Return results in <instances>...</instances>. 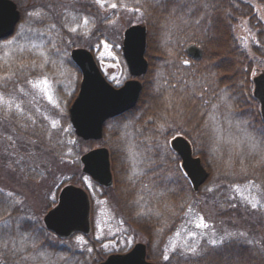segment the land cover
<instances>
[{
    "label": "trees",
    "instance_id": "16d2710c",
    "mask_svg": "<svg viewBox=\"0 0 264 264\" xmlns=\"http://www.w3.org/2000/svg\"><path fill=\"white\" fill-rule=\"evenodd\" d=\"M16 1L24 16L25 0ZM259 1L264 14V0ZM114 4L117 7L108 8L97 0H41L38 6L48 11L50 21L62 27L63 31L66 13H81L94 20L90 35L88 33L79 38L72 33L69 34V37L72 36L66 44H71L67 49L74 46L93 48L95 39L110 33L111 25L108 18L111 14L121 17L129 9L133 15H139L137 20L130 22L136 21L147 25L146 56L149 60V70L143 76L144 88L141 99L131 112H137L143 107L153 112L160 110L175 114V111H183L181 117L175 114L180 121L179 127L194 123L195 143L204 142L205 137L201 128L203 118L209 114L215 103L228 95L227 100L233 105L234 112L250 120L254 128L264 133L259 102L253 94L252 73L260 65L264 70V22L260 20L252 2L248 0H115ZM243 22H246L250 30L255 33L256 39L253 38L254 35L243 32ZM246 41L249 42L248 45L245 44ZM193 43L201 48L199 58L191 57L187 53L186 46ZM10 66H13L17 72L7 84L0 82V88L5 90L13 89V85L21 86L27 81L26 78L25 80L22 78L24 73L27 75L24 65L17 63ZM30 76L33 75L29 73L27 77ZM163 95L166 98L161 99ZM175 115L174 118H170L175 119ZM63 116L68 126L67 136L70 140L67 142L57 141L52 137L53 134L49 136L44 133L45 130L49 131L46 129L48 124L45 120L41 124V116L40 123L35 125L24 115L19 116L17 113L8 115L0 112V137H6V132H10L19 139V142L14 143L0 142V226L5 225L4 221L7 220L8 224L5 225L7 230L17 231V227L22 231H31L32 227L48 230L40 226L36 214L30 216L31 213H35L31 203L15 200L9 197L7 192L15 196L17 193L24 195L25 188L38 192L39 185L42 189L46 186L39 180L42 172L48 173V177L52 175L54 177L56 172L53 174L52 170L55 168L66 183H77L84 175L79 154H82L92 141L84 140L75 134L68 112ZM125 122L127 121L124 120V115L109 120L102 140L103 144L112 148L111 157L114 166L119 156L124 158L128 155L125 149L120 154L118 142H115L118 129ZM176 129L169 130L166 137L176 132ZM111 130L115 133L111 134L112 138L109 140L110 135H107ZM112 139L115 140L112 142ZM16 143H18L17 148L14 146ZM145 144L149 146L146 151L147 158L158 159V164H161V159L169 152L164 146L165 142H145ZM71 146L73 154L68 153V147ZM199 149V153L205 159L203 151L206 152L208 147ZM170 151L174 154L172 150ZM256 154L253 153L248 158L243 175L240 174L239 168L230 170L232 175L226 174V176L223 173H212L210 169L209 178H213L215 181L213 185L220 190L212 189L204 192L200 190L201 188L197 191L192 187L189 189L186 176L176 168L172 171V168L168 167L166 169L159 167L156 173L152 172V176H134L131 179L124 176L123 169L119 170L120 172L116 170L115 174H118L116 183L104 189L106 195L114 199L119 207V214L126 221L131 212L128 206H135L134 202L138 203L137 193L141 196L142 204L153 198L157 206V203L162 202L167 207L168 205L178 207V215L173 216L175 221L168 229L162 226L159 215L140 216V218L134 215V219L138 221L136 228L144 233L150 246L156 241L165 243L166 240H162L171 233V229L182 227L181 223L190 220L188 219L190 214L194 220L202 217L209 228L216 227L220 232L228 231L227 235L223 236L222 243L213 245L209 242L198 255H193L184 261L179 256L177 264H264V160L257 158ZM240 188L242 192L238 190ZM257 197L258 207L252 208L249 200ZM197 224L194 225L197 227ZM55 237L59 241L65 239L58 235ZM39 244L49 245L48 238L46 237V242L40 239ZM50 247L59 252L58 249H53L52 245ZM37 248L36 250L39 251ZM96 254L94 262L105 257L101 252ZM20 259L19 263L25 264V259L21 256ZM154 261L161 263L156 258Z\"/></svg>",
    "mask_w": 264,
    "mask_h": 264
},
{
    "label": "rangeland",
    "instance_id": "374dc122",
    "mask_svg": "<svg viewBox=\"0 0 264 264\" xmlns=\"http://www.w3.org/2000/svg\"><path fill=\"white\" fill-rule=\"evenodd\" d=\"M39 1L41 0H25L23 9L25 14L21 16L16 24L14 32L0 39V82L7 84L9 79H12L11 77L16 75L17 71L10 65H16L17 63L26 67L27 75L29 73L33 75L27 77L24 73L22 78L24 80L26 78L27 81L21 84V86L13 85V89L6 90L0 88V93H3L4 98L11 102V108L6 104L0 103V112L8 113V115L10 113H17L19 116L24 115L29 120H32L35 125L40 123L39 117L41 116V124L43 120L48 124L46 129L49 131L45 130L44 133L49 134V136L53 134L52 137H55L57 141L65 140L67 142L70 139L67 136L68 126H66V120L63 115L68 112V108L78 92L81 71L70 57L71 48L67 49L71 43H66L72 35L79 38L88 33L90 35L94 20L85 14L66 13L64 15L66 22L63 31L62 27L50 21L49 12L47 11V13L43 10L44 8L38 6ZM248 1L254 4L260 20L264 22V14L260 1ZM114 2L115 0H102L100 4L111 8L110 6ZM35 12H40L41 15L36 16L33 14ZM138 16L133 15L129 9L121 17L111 14L108 18L109 25H111L109 28L110 33L103 37H98L94 41L92 49L95 57L102 66L106 76L115 84L122 83L129 76L128 68L125 65L121 51V43L124 29L131 24V20H137ZM84 18H87L89 21L87 26L84 25ZM78 25L79 27H77ZM74 27L77 28L76 31L71 30ZM243 32H248L247 35H254L253 38L256 39L255 33L250 30L246 22H243ZM70 33L72 35L69 37ZM66 36L68 37L66 38ZM9 41H11V44H9ZM248 43L246 41L245 44L248 45ZM41 64H43L42 68L40 67ZM261 66L256 69L257 71H252L253 76L264 71ZM44 77H47L51 83L53 97L56 102L55 105L49 102L47 96L40 88L32 86V83ZM158 80H160V77ZM29 81L32 83H29ZM21 88L24 91H20ZM227 99H229L228 95L224 96L217 104L215 103L209 114H206L203 118L201 128H203L206 142H198L195 145L197 153L200 150L199 148L208 147L206 152L203 151L205 158L203 162L209 171L212 170V173H223L225 176L226 174L232 175V172L229 171H233V169L239 168V171H242L248 158L253 153H257L256 155L260 157V160H264V136L260 129L257 128L258 130H256L250 120L234 112L233 105ZM16 105H19V108ZM182 112L180 110L175 111V114L181 117L180 114ZM132 120L130 119V121L125 122L117 133L119 153L121 154L124 149L127 152V147L130 148L128 150V159L125 163L124 160H120L119 156L115 163L118 170L124 164L126 168L127 165L134 166V168L131 167L130 169V176H134L138 172L140 174L137 166H139V160H143V149L141 146L145 144L141 138L143 132ZM53 121L57 122L55 127H53ZM113 132V130L109 131L107 135H110L109 140L112 138L111 134ZM0 142L14 143L19 142V139L15 135L10 134V132H6V137H0ZM157 142H165V148H169L170 144L168 141L160 139ZM128 144H131V146H128ZM97 145H101V143L92 142L84 150ZM14 146L17 148L18 143L14 144ZM72 149V146L68 147L69 154L74 153ZM80 155L81 153L79 154V159ZM171 159H176V157L171 156ZM52 172L53 174L56 172L54 177H52L53 175L48 177V173L42 172L39 178L43 184H46L44 189L39 185L38 188L40 189H38V192L31 188H25L23 192L26 195L17 193L16 196H11L15 200H20L27 204L31 203V208L35 213H31L30 216L36 214V220L44 228V215L57 202L59 191L66 184L58 169L55 168ZM85 177H87V180L84 179ZM127 178L129 177L127 176ZM186 183L190 189L188 181ZM214 183L215 181L210 177L201 186L200 190L204 192L212 189L220 190V188L213 185ZM52 184L54 185L52 186ZM77 184L83 185L91 197L92 232L88 235L83 232H77L70 238L59 241L55 237V233L48 231L49 229L41 230L40 227H32L30 228L31 231H22L20 227H17V231L16 229L10 231L7 230L5 225L0 226V264H20V256L25 259V264H96L100 261L94 262V255H97L96 253L101 252L106 257L113 252H124L138 241L148 243L144 233L138 230L135 224L132 227L119 215V207L116 206L117 204H115L114 199L108 197L105 189L89 175L84 174ZM140 198L141 196L137 193L136 201L139 204L135 203V206L139 209L142 217L150 213H153V216L155 214L159 215L162 226L166 229L175 221L173 216L177 217L179 212L177 206L168 205L169 207H167L162 202L157 203V206L153 198L149 202L142 204ZM256 200H259L258 197ZM188 219L190 220L181 223L180 226L182 227L171 229V233L162 240H166L165 243L156 241L151 246L149 243L147 244L148 257L151 260L154 261L156 258L160 260V264H177L179 256H181L179 258L183 261L193 256V254L186 250L188 247H197L199 253L204 245L207 246L212 240L221 241L223 236L227 235V230L220 232L216 227H196L194 224L199 223L200 219H192L191 214ZM177 233H179V236H177ZM191 233H195V236L191 235ZM46 237L48 238L49 245L43 246L39 244L40 239L46 242ZM78 237H82L83 240H78ZM174 242L176 245L175 250L172 247ZM50 244L54 247L53 249H58L59 252L52 250ZM1 247H4L5 250ZM37 247L39 251L36 250ZM10 256L16 257V259L10 258ZM165 256H168L169 259L165 260Z\"/></svg>",
    "mask_w": 264,
    "mask_h": 264
},
{
    "label": "water",
    "instance_id": "95a60500",
    "mask_svg": "<svg viewBox=\"0 0 264 264\" xmlns=\"http://www.w3.org/2000/svg\"><path fill=\"white\" fill-rule=\"evenodd\" d=\"M21 18V11L15 0H0V39L11 35ZM147 26L133 23L125 28L122 52L130 74L133 76L116 86L102 73L93 52L86 47H74L71 58L81 70L79 90L68 108L69 118L76 134L84 139H100L104 123L134 107L139 99L142 81L137 77L147 72L148 60ZM187 50L199 54L200 48L190 44ZM254 95L260 102L264 120V71L253 78ZM182 159V167L190 178L194 189H198L208 178L209 171L199 155L193 154L191 142L177 135L171 141ZM83 171L105 186L113 184L110 150L102 145L94 147L81 156ZM91 203L87 190L79 184L67 183L59 191L57 203L44 215L47 228L62 237L76 231L91 232ZM97 264H157L147 258V244L139 241L125 252L110 253Z\"/></svg>",
    "mask_w": 264,
    "mask_h": 264
},
{
    "label": "flooded vegetation",
    "instance_id": "af4514ba",
    "mask_svg": "<svg viewBox=\"0 0 264 264\" xmlns=\"http://www.w3.org/2000/svg\"><path fill=\"white\" fill-rule=\"evenodd\" d=\"M125 61V60H124ZM125 65H126V63H125ZM101 66V65H100ZM127 66V65H126ZM102 67V66H101ZM148 70H149V60H148ZM148 70H147V72L146 73H144L143 75H141L140 77H138L141 81H142V89H141V92H140V96H139V99H138V101H137V103H136V105L134 106V107H132V108H130V109H128L127 111H125V112H123V113H121V114H119V115H117V116H115V117H112V118H109L105 123H104V128H103V136H102V138H100V139H93L92 140V142H99V143H101V145H106V144H103L102 142V140H103V138H104V136H105V131H106V129H107V125H108V121L109 120H111V119H113V118H116V117H118V116H122V115H124V120H126V121H130V119H133L132 121L134 122V124L138 127V128H140L141 129V131L143 132L142 134H141V138L143 139V142L145 143V142H157L158 140H160V139H164V140H166V142L168 141L169 142V148H170V150H172L173 151V153L174 154H172V153H170L171 151L169 150V148H167L168 149V155L167 156H165V157H163L162 159H161V164H158V159H152V158H147V155H146V151H147V149L149 148V146H148V144H142V146H141V148L143 149V160H139V162H138V164H139V166H137V168L140 170V174H139V172L137 173V174H135L134 176L135 177H140V176H152V172L153 173H156L158 170H159V167H161L162 165V167L161 168H172V171H173V169H177V170H179V171H181L183 174H184V176H186V178H187V181H188V183H189V186H190V188L192 187V183H191V181H190V179H189V177H188V175L186 174V172L184 171V169H183V167H182V159H181V156L179 155V153H178V151H176L173 147H172V145H171V141H172V139L175 137V136H177V135H183V136H185L188 140H189V142H191V145H192V149H193V154L194 155H199L201 158H202V161H204V159H203V157L201 156V154L198 152H196V139H195V133H196V129H195V126H194V123L193 124H191V123H189V124H187V126H183V127H179L180 126V121H178L177 119H178V117L175 115V114H173V113H171V112H168V111H166V112H161L160 110H158V111H156V112H153V111H151L150 109H146V107H143V108H141V109H139V111H137V112H131V111H133L134 110V108H136V106H137V104L139 103V101H140V99H141V96H142V91H143V88H144V79H143V76L145 75V74H147L148 73ZM128 72H129V70H128ZM128 77L124 80V81H126L128 78H130L131 77V74H130V72L128 73ZM107 77V76H106ZM108 78V77H107ZM109 79V78H108ZM110 80V79H109ZM111 81V80H110ZM123 81V82H124ZM112 82V81H111ZM122 82V83H123ZM113 83V82H112ZM114 85H116V86H119V85H121V83L120 84H115V83H113ZM163 98H166L164 95H163V97H161V99H163ZM131 112V113H130ZM175 115V119H171V118H174L173 116ZM167 116H169V117H167ZM171 117V118H170ZM117 128V127H116ZM174 128H177L176 129V132H174V133H171L168 137H166V135L168 134V132H169V130H172V129H174ZM115 129V128H114ZM113 129V130H114ZM256 129V128H255ZM118 130H121V127L118 129ZM256 130H258V129H256ZM115 132H116V129H115ZM263 134V136H264V133H262ZM146 137V138H145ZM145 138V139H144ZM157 138H158V140H157ZM137 139V138H136ZM135 139V140H136ZM115 140V139H114ZM113 139H112V142L114 141ZM137 141L139 142V140L137 139ZM115 142H119V140L117 139V141H115ZM204 142H206V139L204 140ZM108 148H109V150H110V159H111V168H112V172H113V184L111 185V186H109V187H112V186H114V184L116 183V176L118 177V174H115L116 173V170H118V167L116 166V164H115V166H114V163H113V161H112V157H111V150H112V148L110 147V146H108V145H106ZM128 146H131V144H128ZM263 146H264V142H263ZM130 148H128L127 147V153H129V150ZM128 156L129 155H127L126 157H121L120 156V160H124V162L126 163V161H127V159H128ZM169 156V157H168ZM171 156L172 157H176V159H171ZM258 157V156H257ZM167 160V161H166ZM165 161H166V164H165ZM167 162H169V163H167ZM116 163V162H115ZM175 164V165H174ZM131 167H133L134 168V166H128L127 165V168H126V165L124 164V166L122 165V168L121 167H119V170H121V169H124V172H123V174H124V176H128L129 178H127V179H131L132 177H134V176H130V173H131ZM118 170V171H119ZM209 170V169H208ZM243 173H244V171L242 170L241 172H240V174L241 175H243ZM243 182V181H242ZM242 182L240 183V185L242 184ZM259 184V183H258ZM109 187H106V188H109ZM193 188V187H192ZM240 192H242V188H240V189H238ZM134 204H135V202H134ZM116 206H118V205H116ZM135 209H137V207H135L134 205L133 206H131V205H129L128 206V210H130L131 212H130V214H129V216H128V218L129 219H127V223L129 224V225H131V226H134V224L135 225H137V223H138V221H136L135 219H134V215L135 216H138V218H140V216H142V214L141 213H139L138 214V212L137 211H139V209H137V211L135 210ZM134 212H136L135 214H134ZM120 215V214H119ZM120 216H122V215H120ZM146 216H153V213L151 214H149V215H146ZM123 217V216H122ZM124 218V217H123ZM143 219H146V218H143ZM140 222V221H139ZM141 223V222H140ZM145 242V241H144ZM145 243H147V242H145Z\"/></svg>",
    "mask_w": 264,
    "mask_h": 264
},
{
    "label": "snow or ice",
    "instance_id": "6c2138e0",
    "mask_svg": "<svg viewBox=\"0 0 264 264\" xmlns=\"http://www.w3.org/2000/svg\"><path fill=\"white\" fill-rule=\"evenodd\" d=\"M97 2L100 3V2H102V0H97ZM111 7L115 8V7H117V5L116 4H112ZM136 11H138V9H136ZM33 14L36 15V16H40L41 15L40 12H35ZM88 23H89L88 19L84 18V25L87 26ZM77 27H79V25ZM71 30L72 31H76L77 28L74 27ZM9 44H11V41H9ZM185 63H189V62L185 61ZM40 67L42 68L43 64H41ZM29 83H32V82L29 81ZM32 86L34 88H40L41 91L47 96L49 102L53 103L54 105L56 104V102L54 100V97H53L52 89H51V83H50V81L48 80L47 77H44L43 79H40V80H38L35 83H32ZM20 91H24L23 88H21ZM0 103L6 104V105L9 106V108H11V102L4 98L3 93H0ZM56 106H58V105H56ZM16 107L19 108V105H16ZM56 124H57V122L53 121V127H55ZM84 179L87 180V177H85ZM7 195L9 197H11L13 194L12 193H8ZM249 203L251 204L252 208H257L258 207V201L255 198H253L252 200H249ZM4 224L7 225L8 221L5 220ZM197 227L207 228L208 225L203 221V218L201 217L200 220H199V223L197 224ZM191 235L195 236V233H191ZM177 236H179V233H177ZM77 239L81 240V241L83 240L82 237H78ZM222 242H223L222 240L221 241H217V240H212L211 241V243L213 245H216V244L222 243ZM5 247H6V245H5ZM172 247H173V250H175V247H176L175 242L173 243ZM186 250L189 253L193 254V255H198L199 254L198 250H197V247H194V246L193 247H188ZM164 259L167 260V259H169V257L165 256Z\"/></svg>",
    "mask_w": 264,
    "mask_h": 264
}]
</instances>
